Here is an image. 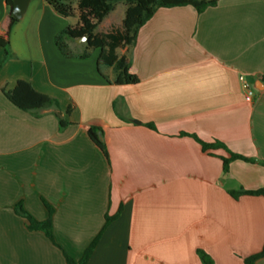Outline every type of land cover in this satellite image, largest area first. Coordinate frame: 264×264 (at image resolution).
<instances>
[{"label":"crops","instance_id":"0c3cea01","mask_svg":"<svg viewBox=\"0 0 264 264\" xmlns=\"http://www.w3.org/2000/svg\"><path fill=\"white\" fill-rule=\"evenodd\" d=\"M8 11L0 0V26ZM124 14L120 2L96 32L122 29ZM78 23L76 0L71 16L31 0L7 58L0 46V264H68L64 252L79 261L116 214L86 264H204L198 250L245 264L264 246V196L230 191L264 185V0L157 9L135 44L117 49L139 77L131 84L110 83L113 68L102 71L95 52L62 53L56 35ZM85 47L71 49L94 50ZM20 79L56 98L70 124L60 128L56 107L37 115L12 103L4 92ZM94 120L108 156L88 135ZM192 135L226 149L204 150ZM230 152L253 161L224 173ZM47 203L61 247L15 210L45 220Z\"/></svg>","mask_w":264,"mask_h":264},{"label":"trees","instance_id":"16d2710c","mask_svg":"<svg viewBox=\"0 0 264 264\" xmlns=\"http://www.w3.org/2000/svg\"><path fill=\"white\" fill-rule=\"evenodd\" d=\"M48 3L60 14L64 16H71L73 14V5L75 0H47ZM219 0H76L77 9L79 12V23L74 27H67L56 35V44L67 56H77L85 58L89 55L88 51L81 54H73L69 44V40L86 37V47L99 48L101 53L98 64H105L113 68V77L110 79L105 76L110 83L117 85L137 83L139 77L130 71V63L125 56H119L117 49L120 46H132L136 42L139 29L154 15L157 9L161 7H177V6H193L198 13L203 12L210 6L217 5ZM120 2L125 4V14L122 22V29H113L107 33L96 32L98 25L103 19L112 12L116 5ZM8 5V23L0 26V46L4 48L5 57L9 55V46L11 39L12 27L19 19L15 18L13 12V0H6ZM8 99L19 108L39 114L43 109L56 107V115L59 120L60 128H65L70 123L61 115L58 100L48 94L40 92L34 88L31 82L20 79L17 81L15 87L9 91L4 92ZM71 113V107H68L65 114ZM154 128L153 124H149ZM104 127L99 121H91L88 123V135L90 139L100 148V150L108 156L106 143L103 139ZM200 142L204 150H210L217 147L226 146L221 141L205 142L199 139L196 135H192ZM223 161L224 173L229 171L230 162L234 159H243L253 161L241 154L230 152L229 157H221ZM230 193L238 198L240 195H263L264 185L256 190H233ZM49 209V216L45 220H38L30 212H28L22 204H18L15 210L27 220V226L30 230H37L43 232L56 246L61 247L56 241L53 232V213L54 208L46 204ZM118 214L109 216L106 215V221L101 232L86 248L83 256L79 261L64 252L68 264H86L92 255L96 245L98 244L103 231L107 228L109 223L113 221ZM200 258L204 264H214L212 259L203 250H198ZM264 257L263 248L252 255L247 256L244 261L245 264H256V261Z\"/></svg>","mask_w":264,"mask_h":264},{"label":"water","instance_id":"95a60500","mask_svg":"<svg viewBox=\"0 0 264 264\" xmlns=\"http://www.w3.org/2000/svg\"><path fill=\"white\" fill-rule=\"evenodd\" d=\"M31 0H13V16L17 19H20L25 13ZM81 39H86L82 37Z\"/></svg>","mask_w":264,"mask_h":264},{"label":"built area","instance_id":"2783aa9c","mask_svg":"<svg viewBox=\"0 0 264 264\" xmlns=\"http://www.w3.org/2000/svg\"><path fill=\"white\" fill-rule=\"evenodd\" d=\"M240 80L242 88L244 89V97L247 101L251 102L254 98L255 90L243 76H240Z\"/></svg>","mask_w":264,"mask_h":264},{"label":"rangeland","instance_id":"374dc122","mask_svg":"<svg viewBox=\"0 0 264 264\" xmlns=\"http://www.w3.org/2000/svg\"><path fill=\"white\" fill-rule=\"evenodd\" d=\"M79 45H81L82 47L85 46L86 45V39H81L79 42H75V40L71 42V48H73V49L77 48V46H79ZM85 48H87V47H85ZM71 51L73 52V54H75V50L71 49ZM88 52H89V55H92L91 52H95V53H93V56H94V54H95V56H100V53H101L100 49H97V48H95L93 51L90 49ZM98 60H99V58H98ZM101 70L104 72L107 70V67L103 63L101 65Z\"/></svg>","mask_w":264,"mask_h":264}]
</instances>
